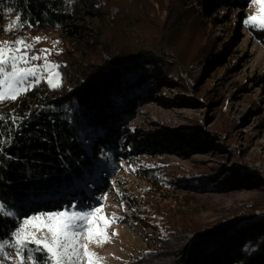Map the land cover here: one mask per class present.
Listing matches in <instances>:
<instances>
[{
    "label": "trees",
    "instance_id": "obj_1",
    "mask_svg": "<svg viewBox=\"0 0 264 264\" xmlns=\"http://www.w3.org/2000/svg\"><path fill=\"white\" fill-rule=\"evenodd\" d=\"M204 1L0 0V41L26 40L27 32L44 30L63 41L61 52L51 56L61 65L58 86L40 81L18 99L0 102V140L11 141L0 151V203L12 213L0 215V240H8L21 219L62 211L59 201L83 203L91 196L88 183L97 187L98 173L107 171L109 158L123 148L116 149L111 140L115 122L123 121L117 114L131 113L141 103L145 79L154 84L168 76L165 81L195 92L203 85L192 83L194 66L215 57L216 69L228 71L217 59L218 45L203 19ZM219 1L238 9L243 0ZM17 16L24 26L6 31ZM251 31L264 43V29ZM219 81L221 86L225 82ZM216 93L208 89L201 95L212 101ZM11 117H17L15 122ZM202 134L223 138L218 130ZM104 135L108 138L102 142ZM226 149L236 171H245L246 183L264 181L263 171L237 158L232 146ZM147 172L143 177L156 186L157 179ZM215 174L221 178V172ZM199 177L210 176L204 171ZM259 191L246 207L208 223L199 219L207 210L204 204L170 201L163 206L166 193L159 185L153 194L135 197L131 208L139 219L155 216L166 231L126 264H264V237L257 232L264 230V184ZM249 232H254L252 239L245 241Z\"/></svg>",
    "mask_w": 264,
    "mask_h": 264
},
{
    "label": "rangeland",
    "instance_id": "obj_2",
    "mask_svg": "<svg viewBox=\"0 0 264 264\" xmlns=\"http://www.w3.org/2000/svg\"><path fill=\"white\" fill-rule=\"evenodd\" d=\"M223 4L219 0H206L202 14L218 45L217 59L224 60L228 71L224 72V67L216 69L217 65L213 64L215 57L194 66L193 72L197 77L192 83L199 80L196 87L203 85L195 92L186 90L181 83L165 81L168 76L164 82L154 84L145 79L143 92L138 95L142 97L141 103L136 102L131 113L117 114L123 121L115 122L119 125L115 127L117 133L111 140L116 149L123 148L117 149L120 152H114L109 158V169L98 173L95 180L99 185L88 183L86 191L91 196L86 195L83 203L75 199L57 203L64 209L73 204L77 206L76 210L100 208L91 218V222L98 221L91 235L104 237L106 231L111 239L89 242L88 233L84 239L90 251L100 258L96 264L131 262L154 240L163 237L166 230L161 220L154 216L150 221L142 222L131 208V200L137 201L136 198L146 193L153 194L157 185L166 193L167 200L162 201L163 206L171 204L170 201L179 206L195 201L204 204L207 210L200 213L199 219L206 223L229 217L261 194L259 189H262L264 181H259L256 186L246 183L245 171H236L235 158L226 149V144L232 146L237 158L251 162L264 172V43L257 40L251 31L264 28L245 23L248 17L261 12V6L253 0H243L238 9ZM115 11L112 10L113 15ZM37 37L40 40L35 43ZM26 38L24 41L34 44L30 56L41 55V49H48L51 62V56L63 48L61 37L50 30L36 35L27 32ZM16 40L22 39L0 42ZM34 63L43 64L44 61ZM220 79L225 81L222 86ZM40 81L55 87L46 79ZM208 89L210 93L212 90L217 92L212 101L201 95ZM105 129L107 124L102 127L103 133ZM202 130H218L223 138H207ZM107 138H101L102 142ZM96 142L93 144L98 145ZM125 150L129 155H123ZM143 170L157 179L156 186L143 177ZM216 170L221 172V178L215 174ZM204 171L209 174V179L199 177ZM113 214L119 219L109 226L106 218ZM24 219L20 220L18 228H27L29 232L36 231L45 223L41 218L24 225ZM257 232L264 237V230ZM253 233H247L244 240H251ZM12 234L7 240L9 244L14 243ZM37 235L42 234L37 232ZM237 245L238 242L230 245L232 254L236 253ZM29 247L35 246L30 244ZM5 251L10 259L3 263L13 264L19 259L14 248L8 247ZM87 259L85 257L84 264H87ZM27 264H32V261H27Z\"/></svg>",
    "mask_w": 264,
    "mask_h": 264
},
{
    "label": "snow or ice",
    "instance_id": "obj_3",
    "mask_svg": "<svg viewBox=\"0 0 264 264\" xmlns=\"http://www.w3.org/2000/svg\"><path fill=\"white\" fill-rule=\"evenodd\" d=\"M253 2L261 6V12L255 17H248L245 23L251 27L264 28V0H253ZM17 25L24 26L19 16L6 31H11ZM39 40V37L35 38V43ZM33 47L34 44L24 40L0 42V102L18 99L41 79H46L52 86H58L61 65L48 60L51 54L48 49H41V55L30 56L29 53ZM41 60L44 61L43 64L34 63ZM3 119L4 117L0 115V121ZM11 119L15 122L17 117H11ZM10 142V140H0V151L3 150L4 143ZM5 209L6 204L0 203V215H12ZM76 209L77 206L73 204L60 212L26 217L23 220L24 225H30L41 218L45 220V223L37 227L34 232H29L27 228H18L12 234L13 244H9L7 240H0V264L10 259L5 251L8 247L14 248L19 257L17 261H13V264H27L29 260L32 264H84L85 257L88 258L87 264H96L100 258L95 252H91L89 244L84 242L85 233L89 234L87 237L89 242H107L111 237L106 231L104 237L91 235L92 229L98 225V221L91 222V218L100 210L99 207L88 210ZM118 219L113 214L111 218H106V222L110 226ZM37 232L42 235L38 236ZM30 244L35 247L30 248ZM37 253L41 255L37 256Z\"/></svg>",
    "mask_w": 264,
    "mask_h": 264
}]
</instances>
